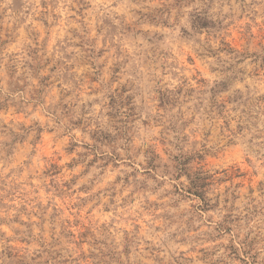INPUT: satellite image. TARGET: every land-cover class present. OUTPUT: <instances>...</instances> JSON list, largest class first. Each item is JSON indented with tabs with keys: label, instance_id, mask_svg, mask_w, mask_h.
<instances>
[{
	"label": "clouds",
	"instance_id": "clouds-1",
	"mask_svg": "<svg viewBox=\"0 0 264 264\" xmlns=\"http://www.w3.org/2000/svg\"><path fill=\"white\" fill-rule=\"evenodd\" d=\"M0 264H264V0H0Z\"/></svg>",
	"mask_w": 264,
	"mask_h": 264
}]
</instances>
